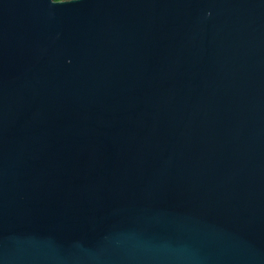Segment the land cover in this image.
Returning a JSON list of instances; mask_svg holds the SVG:
<instances>
[{
	"label": "water",
	"instance_id": "water-1",
	"mask_svg": "<svg viewBox=\"0 0 264 264\" xmlns=\"http://www.w3.org/2000/svg\"><path fill=\"white\" fill-rule=\"evenodd\" d=\"M0 264H264V0H0Z\"/></svg>",
	"mask_w": 264,
	"mask_h": 264
}]
</instances>
